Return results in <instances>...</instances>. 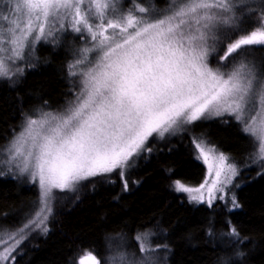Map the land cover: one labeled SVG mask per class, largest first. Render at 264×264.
Returning a JSON list of instances; mask_svg holds the SVG:
<instances>
[{
  "label": "snow or ice",
  "instance_id": "snow-or-ice-1",
  "mask_svg": "<svg viewBox=\"0 0 264 264\" xmlns=\"http://www.w3.org/2000/svg\"><path fill=\"white\" fill-rule=\"evenodd\" d=\"M130 2L125 14L124 0H88L87 11L84 0H8V5L14 4L10 11H22L26 23L9 21L7 33L0 23V79L22 77L24 69L17 62L25 61L38 43L50 37L55 41L57 32H66L69 24L87 46L69 65V75L80 77L74 101L59 112L37 110L35 118L28 116L5 149L9 171L14 165L21 173L30 172L34 181L38 177L41 191L27 223L7 234L0 231V264L14 259L12 253L28 232L48 231L54 189L75 192L82 181L117 169L124 179L133 157L152 150L146 145L154 134L164 139L196 121L232 116L254 138L251 162H264V69L258 70L249 59L250 46H264V0L258 5L248 0H169L163 12L140 0ZM257 8L250 30L248 21ZM110 12L114 18H108ZM224 40L230 42L220 60L233 57L231 67H210L209 56ZM78 65L86 67L77 72ZM193 143L197 159L208 166L210 182L206 178L192 188L177 180L175 190L187 193L190 202L212 208L215 201L225 200V190L240 169L204 134ZM261 168L258 174H264V163ZM239 207L232 193L229 210ZM229 234L239 238L235 227ZM155 235L152 230L137 233L139 258L135 252L112 254L109 245L107 264H157L153 254L168 246H153ZM93 252L87 250L79 264H101ZM221 264L230 262L225 257Z\"/></svg>",
  "mask_w": 264,
  "mask_h": 264
},
{
  "label": "trees",
  "instance_id": "trees-1",
  "mask_svg": "<svg viewBox=\"0 0 264 264\" xmlns=\"http://www.w3.org/2000/svg\"><path fill=\"white\" fill-rule=\"evenodd\" d=\"M6 1L0 0V8ZM168 2L140 0L150 9L154 5L157 12ZM124 3L131 5L130 0ZM256 16L258 11L249 18L250 30ZM229 42L224 40L218 52L209 56L210 67L232 65L233 57L220 60ZM83 44L79 35L74 40L65 35L58 44L52 41L38 46L30 62H17L24 69L22 77L0 79V149L14 138L28 116H36L37 110H63L75 98L80 77L69 75V65L80 57ZM256 56L262 57L264 52ZM260 66L264 69V62ZM201 134L240 167L236 181L240 187L234 191L239 208L230 211L220 201L212 208L194 204L175 190L177 180L196 186L203 178L204 166L193 143ZM168 135L150 137L146 147L152 150L133 157L135 163L124 179L117 169L82 181L75 192L54 189L48 231L43 237H26L24 242L29 244L19 245L12 255L14 264H75L87 250H94L98 259L108 256L109 245L116 246L114 254L125 249L140 256L135 237L146 230L156 233L153 246H168L159 249L161 261L157 264H221L225 257L230 264H264V174H258L261 164H248L253 139L227 116L202 119ZM22 180L0 176V226L9 232L20 228L30 216L24 218L31 206L38 203L36 186ZM231 227L239 238L229 234Z\"/></svg>",
  "mask_w": 264,
  "mask_h": 264
},
{
  "label": "rangeland",
  "instance_id": "rangeland-1",
  "mask_svg": "<svg viewBox=\"0 0 264 264\" xmlns=\"http://www.w3.org/2000/svg\"><path fill=\"white\" fill-rule=\"evenodd\" d=\"M248 2L250 3V4H253V5H258L259 4V0H248ZM132 6V4L129 6V7H131ZM10 7H14V4L13 5H8V0L5 2V5H3L1 8H0V12H2L3 13V15L2 16H0V23H2L3 24V30H4V32L5 33H7V31H8V28L11 26V24L9 23V21H16V20H20V21H22L23 23H26V17H24L23 16V12L22 11H20V12H12V11H10ZM119 7H121L120 5H118V8ZM129 7H124L123 8V11H124V13L126 14L127 13V11H128V8ZM87 8H88V0H84V11H87ZM165 10V8L164 9H162V10H160V11H158V12H163ZM257 11H258V8H257ZM118 14V13H117ZM108 18H114V16L111 14V12L109 13V16H108ZM96 23H99V20H96ZM68 30L66 31V32H57V34H56V40L54 41L51 37L49 38V41L47 42V43H45V42H40V43H38L37 45H36V48L38 47V46H44V45H48V44H50L52 41L56 44H58L59 42H61L62 40H63V38H64V36L66 35L69 39H73L74 40V37L76 36V35H79L80 36V38H81V40L84 42V44L82 45V50L87 46L86 44H85V40L82 38V36H81V34H78V33H76V32H74V31H72V29H71V25L69 24L68 26ZM111 30H109V32H110ZM222 34V33H221ZM83 36H85V37H87V40H88V44L90 45L91 44V37H90V35L85 31L84 33H83ZM212 43V41L210 40L209 41V44H211ZM36 48H35V50H36ZM82 50H81V53H82ZM264 52V49L263 50H261V51H259V50H257V49H255V48H253V51L251 52V54L249 55V59L250 60H252L253 61V63L256 65V67H257V69L258 70H261V69H263L260 65H261V62H264V56H262V57H258L257 58V53H259V52ZM34 54H35V51L34 52H32L31 53V55H29V56H27V59L25 60V61H18L19 63H21V64H25V63H28V62H30V60L33 58V56H34ZM95 54H93V56H94ZM81 56V55H80ZM235 57V56H234ZM80 58V57H79ZM263 58V59H262ZM78 59V58H77ZM76 59V60H77ZM83 67H86V65H78L74 70L75 71H80L81 70V68H83ZM231 67V66H230ZM77 93V92H76ZM76 95V94H75ZM74 99L75 98H73V100L71 101V103L74 101ZM70 103V104H71ZM69 104V105H70ZM69 105L67 106V107H69ZM66 107V108H67ZM257 107H258V100H257ZM59 111H62V110H55V111H53V112H59ZM256 113L255 112H253L252 113V115H255ZM228 117V118H231V119H233L234 121H236L235 120V118L234 117H232V116H228V115H224V116H220V117ZM33 118H35V116H33ZM25 121H26V119L24 120V122H23V124L21 125V127H20V130L17 132V134L22 130V127H23V125H24V123H25ZM237 122V121H236ZM239 123V122H238ZM240 124V127L242 128V130H243V124L242 123H239ZM244 133H246L245 131H243ZM16 134V135H17ZM248 136H250L248 133H246ZM170 135H173V134H169L168 136H170ZM252 139H253V142H254V150H253V152L256 150V145H255V141H254V138L252 137V136H250ZM13 140V139H12ZM11 140V141H12ZM10 141V142H11ZM10 142L8 143V144H6L3 148H1L0 149V172H2L3 173V175H8V176H11V177H14V178H18L20 181H24V180H22V179H25V180H27L29 183H31V184H34L35 186H36V188H37V200H39V197H40V186H39V178L37 177L36 178V180L34 181L33 179H32V176H31V173L30 172H25V173H21L20 171H19V169L18 168H16L14 165L12 166V170L11 171H9V167H8V165L6 164V163H4V161H6L7 159H8V156H7V152L5 151V149L9 146V144H10ZM219 152V151H218ZM221 153V152H220ZM196 154H197V156H198V150L196 149ZM199 161L203 164V166H204V175H203V178H202V180H201V182L198 184V185H196V186H188V187H192V188H196V187H199V185L201 184V183H204V181H205V179L207 178V179H209V182H210V177L208 176V166L206 165V164H204V162H203V160L202 159H199ZM228 162H230V163H232L230 160L228 161ZM261 163H264V162H260V163H255V165H257V164H261ZM248 164H254V163H252L251 162V159H250V161L248 162ZM247 164V165H248ZM131 168V167H130ZM239 169H240V167H239ZM128 170V169H127ZM126 170V171H127ZM125 171V172H126ZM3 175H0V176H3ZM214 175V174H213ZM237 178L238 177H236L235 179H234V183H233V185H230L229 187H228V189H226L225 190V200H217V201H220V202H222L223 204H225V206H227L229 209L231 208V195H232V193H234L235 194V188L236 187H234V185L236 184V181H237ZM187 186V185H186ZM185 197H186V199L189 201V195L187 194V193H184V192H181ZM219 195V194H218ZM192 203H194V204H204V205H207V203H197V202H192ZM37 204V203H36ZM35 204V205H36ZM35 205H33V206H31V209H30V211L27 213V215L24 217V218H26V217H28L30 214H34V212H35ZM208 206V205H207ZM235 209V208H234ZM25 213V214H26ZM24 214V215H25ZM30 218V216L28 217V218H26L25 219V222L22 224V226L25 224V223H27V221H28V219ZM20 223V221L18 222V224ZM47 223H48V220H47V222H46V225H47ZM21 226V227H22ZM19 229V228H18ZM17 230V229H16ZM15 230V231H16ZM0 231H3V232H5V234H7V233H10L9 231H7L6 229H5V227L4 226H0ZM45 234V232H43L42 230H40V229H35V230H32V231H30V232H28V236H27V238L28 237H38V236H42L43 237V235ZM26 239H24L23 240V242L21 243V244H29V242H24ZM117 244V243H116ZM118 246V245H117ZM116 246H112V248H111V252H112V254H114L113 252H115L114 251V248H115ZM18 249V248H17ZM17 251V250H16ZM15 251V252H16ZM121 251H125V249H122ZM15 252H13V253H15ZM13 253H12V255H13ZM130 254V253H129ZM155 257H156V259H157V263H159L160 261H161V258H160V255L158 254V252H156V253H154L153 254ZM83 255H81V256H79L76 260H75V264H79V259L82 257ZM106 257L107 256H103L102 258H99L100 259V261H101V264H107V261H106ZM137 258H139V256H136ZM6 264H14V259H9L7 262H6Z\"/></svg>",
  "mask_w": 264,
  "mask_h": 264
}]
</instances>
